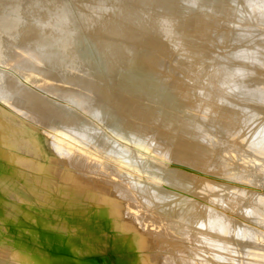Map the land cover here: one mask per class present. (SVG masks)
<instances>
[{"label":"rangeland","instance_id":"374dc122","mask_svg":"<svg viewBox=\"0 0 264 264\" xmlns=\"http://www.w3.org/2000/svg\"><path fill=\"white\" fill-rule=\"evenodd\" d=\"M127 1L126 0H0V125H4L5 126V123H4L5 119L3 120V117L5 115L6 121H8L10 126L7 127V128L4 127L3 135H4V137H5L4 139L6 141L4 143L7 144V146H6V149H8L7 153H9V156H10V158L12 160L13 166H15V164H16V160H14L15 158L16 159L20 158L22 160L29 159V158H33V159L35 158V160L37 162L43 164L45 155H47L48 158H53V157H56L58 154H66L69 151H75V152L80 153L81 155L89 157L90 156V153H89L90 150L88 149V145L86 146V143H85V142H87V140L82 138V139H78V141H77L78 137L74 133L78 132V133H82L84 135H87L86 136L87 138H88L89 133H90L89 138H91V137L92 138L91 139L88 138L89 140H88L87 144L91 145V144H95V143L97 144V143L101 142L102 144H106L107 143L106 145L108 146L109 149H112L113 147H114L113 150L114 149L115 150H119L120 149L119 151H121V153H122L121 154L122 158L119 159V162L124 167L127 165L126 169L128 170V172L123 170V168H121V169L119 168V170L121 172H123L124 174L126 173L127 177L133 176V177H130L131 179H133V178L138 179V181L143 185V187L148 189V191H149V188L151 186L160 187L161 183H164L163 176L165 174L164 170H166V169H164V167L162 165H160L159 161H156V160L154 161V159H152V157H154L153 156L154 153H151L150 151L147 152L142 147H139L136 144H132L131 138H130L132 134H130V132H128L127 126L125 125V123L122 120V118H118L117 117V115H116V114H118L117 110H115V108L111 104V101H109L107 98L104 101L98 100L97 101L98 103L95 101L96 98H93L94 100L92 99V101L90 102L91 105L95 102L94 104L97 105V108H99L97 110L98 111L97 113H99L100 118L97 119V120L93 119L94 120L93 121L91 117H89L88 115L86 116V114L84 112H82V110L80 108L76 107L75 104L71 103L70 100H67V102H68L67 103L66 99H64L63 97H62V99L61 98H57L56 99L53 96L55 98V99H53L52 96L49 97L48 94H45L43 92L44 96L47 95L45 98H47V97L51 98V101H50V99H48V100L51 103H53V104L51 105V104H49V101H47V104L50 105L49 107L52 106L51 109L52 110H57L56 112H58L60 115L62 113L64 114V115L63 114L61 115V117H63L61 119L62 121L61 120H57L59 118V116L57 117V115H59L57 113V115H56L57 118H54V119L51 120V124L54 126L53 128L52 127L43 126L44 129L45 130L47 129L46 131L49 132L47 134L45 133V131L43 129L37 130V128H35L34 126L31 127V125L28 124V122H27V124H25L23 122H20V120L17 119V115H19L18 114L19 113V106H21V105H19V106L14 105V104L10 105V103L13 100V98H12V96H11V94L9 92L5 93V88L7 89V86H6V78L7 77H6V75L7 76L9 75V76L13 77L15 80H17V82H19L20 79L21 80L24 79L22 81L27 83L28 85H31V84L34 85V83L36 84L38 82L40 83V80H42L41 81L42 83H40V84L43 85V84H46V83L48 84L47 80L49 81V79H50L49 76H51V74H52V76H54V75L56 76V78L60 82V85L61 84L63 85V86L61 85V87H58V86H60L59 83L57 85V87L60 88L61 91H64L66 89V91H68L70 93V95H75L76 92L78 91V89H77V86H75L76 84H74V81H75V83H76V81H83L84 78L86 79V76H87L86 80H92V77H93V74H94L95 76H98L99 78H101L104 82H107L106 83V87L108 89L109 98L112 97V93L113 92L114 93H119V91L121 90V87L123 88V86H125V85L129 86L130 87L129 89H132L133 91L136 92L137 89H140V88L143 87V86H140V88H139V85L143 83V84H145V87L143 88L142 91L145 92L144 95H146L147 101L150 100L149 104L152 102L151 104H153L155 107H158V109H156V110L157 111L159 110V112L155 111V116L158 118V122L162 123L161 126H163V124H166V126L164 127L165 129L170 128V125L172 123V120H171L172 119V115H171V112H170L171 111L170 109H171L172 105L174 106L175 103H177V102H181V103H185V104L187 102H189L190 106H192V107L199 104V105H201V107L198 106L199 108L197 110H195L196 112L199 113L200 119H198V122L203 124V126L206 125L205 129H206V131H208V133L211 132L210 133L211 137H215V139L219 140V143H218L219 145H218L217 149H221V151L223 152L222 156L224 158H226V160H227L226 162L228 163V165H230V164H232V165L229 166L230 167V171H228V172H224L220 168H215L217 170L215 175L218 177V179L211 178V177H205L206 179H208V181L211 182V186L213 188V191L216 192L218 190L217 193H215L216 195H213V199H212V197L210 198V196H208L209 197L208 199H206L205 197H202V198L201 197H199V198L198 197H196V198L194 197L193 198V200L199 201L200 205L202 206V207L200 206L202 208V211L203 210L204 211L208 210L209 213H211L210 216H207V219L210 218L211 220H219V223L223 224V229H222L223 233L224 234L227 233L225 235V239L226 240H225V242H223V241L220 242L221 243L220 245H218L219 244L218 243L217 246H215L216 249H215V247H213L214 252H213L212 249H210V250H212V251H210L209 248L202 247V245L193 246L194 248H196L195 250H197V248L198 249L200 248V249H199V251L198 250L194 251V248L193 249L191 248V250L194 251V252L191 253L192 254L191 257L192 256L193 257L190 258V259L195 261L196 264H229V262L232 259L233 260L235 259V260L234 261L232 260L230 262V264H235V262H236V264H238V263H240V264H242V263L243 264H264V144H263V142H264V137H263L264 136V110H261V109H264V102H263L264 100H262L264 98L263 97L264 96V90H263L264 87L262 85L264 83V81L262 80V79H264V74H263L264 73V58H263L264 55H262V54H264V48H263L264 47V36H262V35H264V30L262 32V29L261 30L259 29V28H262L261 25H263V27H264V7H262V6H264V3L261 2L263 0H251V1L250 0H246V1L245 0L244 1L243 0H230V1L229 0L225 1L224 0L223 2H222V0H215V2H212L214 0H209V1L208 0H176V1L175 0L171 1L170 0L171 2L168 1V0H166V1L165 0H160V1H158V0H134V1L133 0H127ZM218 1L220 3H218ZM228 1H229V3H227ZM143 2H144V4H143ZM159 2H161V4ZM221 3H223L222 6H224V8L221 6ZM224 3H226V4L224 5ZM170 4H171V6L173 8L170 7ZM210 4L211 5H213V4L216 5L217 4L216 6L217 7L219 6V8H217V9H218V11H221V13L217 12L216 7H214L215 5H213V7H214V9H213V7L210 6ZM228 4H231V5H228ZM233 4H235V5H233ZM165 5L167 7H169V8H166ZM228 6H229L230 9L232 7L233 10L232 9L229 10V8H227ZM234 6H235V8H233ZM253 6H254V8H253ZM160 7H162V8H160ZM210 7H212V8H210ZM257 7H259V8H257ZM164 8H165V10H164ZM170 8H171V10H169ZM167 9H168V11H167ZM173 9H174V11H173ZM179 9H180V11H178ZM212 9L214 10V14H213V11H211L212 13L210 12V10H212ZM215 9H216V11H215ZM225 9L227 10V12L225 11ZM85 10H86V12H85ZM181 10H184V11L181 12ZM199 10H201V11H199ZM245 10L247 11L248 14L247 13L245 14V12H244ZM176 11H178V13L181 12L183 15L180 14V13L178 14ZM186 11L187 12L190 11V14L189 13L187 14ZM253 11H255L257 14L256 13L254 14ZM258 11L261 12V13H259ZM173 12H175V13H173ZM183 12H185V13H183ZM215 12H217V13H215ZM223 12H225L224 15H223ZM229 12H231V13H229ZM251 12H253V13H251ZM176 13H177V15H176ZM208 13L210 14V16L213 15L212 16L213 18L210 17V16L208 17V15H209ZM227 13H228V15H226ZM164 14H166V15H164ZM191 14L193 15V18H192L193 20L191 18L189 19V17H188V16L192 17ZM195 14L199 15V17H202V20L204 19V21H202V22H203V24H205V23L207 24V25L205 24V27L209 26V28H207V30L209 32H211L213 30L212 33L215 34V35H213L212 33H210V34L213 35V38L215 37L214 38L215 40L213 39L214 43L211 40L212 36L209 33H207L208 31L206 32L207 35L205 34V37H203L205 40L201 39L200 42H199V40L196 41L197 39H195L192 36L191 32L194 30V26H196V23H195L196 21H194V20H195L196 17H198V16L195 17L194 16ZM220 14H222V15H220ZM132 15H134V16H132ZM170 15L172 17H170ZM216 15H218V17ZM253 15H255V16H253ZM260 16H261V19L259 18ZM244 17L245 18L247 17L249 20L247 18L245 20ZM249 17H252L254 19L251 20ZM187 18L190 21L187 20ZM210 18H212V19H210ZM218 18H220V19H218ZM225 18H227V20ZM257 18H259V19H257ZM213 19H215V21H216V19H218V21L215 22ZM136 20H137V23L135 22ZM219 20L222 21V22H219ZM127 21H129V22H127ZM186 21H189V22H186ZM207 21H209L210 23H208ZM225 21H227V22H225ZM235 21H236L237 24L239 23V21L240 22L242 21L243 23H239L240 27L241 26L242 27L245 26L244 28L246 29V26H247L248 32L250 31V33L254 34V31H252V30H255V35L251 34L253 36V38H252V36L248 37L250 35V33H248L247 30H244V28L240 29L239 24H238V26H236L237 24L235 23ZM244 21H247V22L249 21L251 24L249 22L247 23V22H244ZM105 22H106V25H105ZM133 22H134V24H133ZM151 22H153V23L151 24ZM191 22L193 23V25H192ZM252 22H254V24ZM258 22H260V24ZM99 23H101L100 26H99ZM111 23H113V24H111ZM186 23L187 24L191 23V24H188V25H192V26H188V25H186ZM217 23H218V26L220 27L219 30H218V26H216ZM228 23H230V24H228ZM255 23H258V24H255ZM178 24H179V26H178ZM212 24H213V28H212ZM234 24H236V25H234ZM241 24H243L244 26L241 25ZM252 24H253V26H252ZM104 26H105V28H104ZM143 26H145V27H143ZM224 26H226V28H223ZM126 27H128V28H126ZM177 27L181 28V30L179 28H177ZM185 27H186V30L184 29ZM189 27H190V29H189ZM236 27H238L240 30L238 28H236ZM98 28H100V29H98ZM101 28L103 29V31H102ZM106 28L109 30V32H104V31L107 30ZM222 28H223V31L221 30ZM233 28H234V30H232ZM251 28H252V30H251ZM254 28H256V29H254ZM113 30L115 32H113ZM148 30H149V32H148ZM230 30L233 31V32H231ZM241 30H243V31H241ZM257 30L258 31L260 30L262 33L259 31L261 33L260 34ZM125 31H127V33ZM145 31H146V34H145ZM128 32H130L131 35H134L133 33L135 32L136 36L135 35H134V37L130 36V39L132 37L133 38L130 40L129 37H128L127 41H126L125 38L130 35V33H128ZM152 32H154L155 36H154V34ZM222 32L223 33L225 32V34H223ZM228 32H231V34L228 33ZM241 32H243V33H241ZM93 33H94L95 37L92 36ZM108 33L110 35L114 34L113 36H111L112 38L110 37V35H108ZM189 33H191V34L189 35ZM221 33H222V35H221ZM218 34L221 35L223 37V39H220L222 37L218 36ZM104 35L105 36L107 35V37H105ZM119 35L124 36V37H121ZM141 35H142V37H141ZM156 35L159 36V37H156ZM228 35H229L230 38L228 37ZM232 35H235V36H232ZM147 36L157 39V41H159L163 46L165 45L164 47H166V49L168 50V54H169L168 60L159 59L158 62H157L158 66H157L156 70L155 69L150 70L147 66H146L147 67V69H146L145 65H147V64H145V65L141 64V58L139 60V57L142 54L141 53L142 50H141L140 47L144 44V43L142 44L143 38L147 37ZM188 36L189 37L191 36L190 39H189ZM206 36H208V37H206ZM224 36H226V38H224ZM236 36L239 37V38H236ZM140 37H141V39H138ZM123 38H124V40H122ZM134 38H136V39H134ZM241 38L243 40L244 39L245 40L243 41ZM254 38H258V40L256 39V41H255ZM184 39H185V41H184ZM217 39H219V41ZM236 39H238V41ZM110 40H111L112 43L110 42ZM186 40H188V41L191 40V42L189 41L190 42L189 43ZM216 40L218 42H221V43H216L217 42ZM225 40L226 41L228 40V41L226 42ZM240 40H242V41L239 42ZM130 41L133 42V43L130 44L131 43ZM137 41H139V42H137ZM194 41H196L195 42L196 44L194 43ZM126 42H127V44H126ZM138 43H141L142 45L138 44ZM199 43H200V45H199ZM212 43L214 45L215 44L216 45L213 46ZM225 43H227L228 45L225 44ZM231 43H232L233 46L231 45ZM245 43H247V44H245ZM254 43L255 44L258 43L257 44L258 47H257V45H254ZM118 44H119V46H118ZM238 44H239V46H238ZM30 45H31V47H30ZM188 45H189V48H188ZM204 45H206V46H204ZM209 45H211L213 48H210ZM241 45H242V47H241ZM26 46H27V48H26ZM126 47L127 48L129 47L128 48L129 50ZM195 47H198V48H195ZM202 47H204V48H202ZM225 47L227 49L231 47V49H228L230 52L227 49H225ZM260 47H261V49H259ZM17 48L18 49L21 48L22 50L21 49H19V50L21 52L22 51H24V52L21 53ZM28 48H29V50H28ZM201 48L203 49V51H202ZM206 48H208V49H206ZM235 48L238 51L235 50ZM245 48H246V50H245ZM26 49H27V52H25ZM233 49H234V55H233V53H231V50L233 51ZM208 50L210 52L209 54H213V52H216V51H218L219 53L221 52V53L220 54L219 53H217V54L215 53L213 55L206 56V54L208 55V52H207ZM211 50H212V52H211ZM221 50H224V52H223L224 54L222 53ZM252 50L254 52L255 51L256 52L254 53ZM16 51H19V53H17ZM28 51L31 52V53H29ZM139 51H140V53H139ZM197 51H199V52H197ZM242 51H246L247 55L243 54L245 52H242ZM192 52H194L196 54V56H198V57H196L195 54L192 53ZM239 52H240L239 56L242 54V56L240 58L237 55ZM249 52H250V55H249ZM28 53L31 54V56H33V58L31 59L32 62H28L27 63V61H28L27 60L26 62L24 61V62L11 64L12 62L15 61L12 58L13 55L14 56L16 55L18 57L21 55L20 57H23L24 59H27V55L26 54H28ZM132 53H134V54H132ZM226 53H229L230 55L232 54L231 56L232 57L235 56V57L232 58L231 56H229L227 54V56L230 57V59L225 58V57H227L225 55ZM257 53L259 55H257ZM35 55H37V56H35ZM119 55H120V57H119ZM214 55H216V56L214 57ZM217 55H220L222 57V59H220L221 57H219ZM224 55H225V57H223ZM248 55L250 57H247V59H246V56H248ZM170 56L171 57L173 56L174 58L172 59ZM199 56H201V57L199 58ZM211 56H213L216 59V63L213 64V68H212L211 65H212V63L215 62V59H213ZM38 57H39V59H37ZM137 57H138V59H137ZM206 57H207V59L209 61L207 59H205ZM237 57L239 59H237ZM34 58L36 60H38V61H36ZM197 58L199 60H197ZM224 58L227 59V61L231 60L229 62V65L228 64L225 65V63H228V62ZM252 58H254V59H252ZM204 59L206 60V62H204L205 61ZM210 59H211V61H210ZM217 59L218 60L220 59V61L222 60L221 63L222 62L223 63L221 64L220 61L219 62L217 61ZM223 59L226 62L223 61ZM240 59H242V60H240ZM250 59L252 61H250ZM232 60L233 61L235 60L234 63L232 62ZM243 60L245 62H246V60H248V61H247V63H245ZM260 60H263V61L261 62ZM167 61H168V63H164V62H167ZM236 61H238L240 63L236 64L237 63ZM251 62L252 63L255 62V63L252 64ZM178 63H180L179 65H183V66H185L187 68H190L189 70H191V71L192 70L196 71V73L198 75L200 73L201 76H202L201 77L202 80H205V78H207V75H209V73H211L212 71H216V69H217V71L219 69H221V71H225L226 67L229 69L230 68L229 66H232L229 69V72L232 71L233 75L231 74V72L230 73L227 72L228 69H226L227 71L225 72V74L223 72H220V70H219V72L221 74L223 73L222 75L224 77L222 79V81L224 80V82H222V83H224L223 84L224 86L226 84V87H228V88H226V87H224L223 85L220 84V88L223 89L224 91L222 92L220 90V92L218 94L214 93L213 97L215 98L214 104L216 105V107H218L219 109L221 107L224 110H228V111H231V112L236 114L235 118H234V122H235L234 123V128H232V129L227 128L221 122L222 120L220 118L216 117L217 116L216 111L212 112L209 109V107L204 104V102H205L204 100H206L208 96H212L211 95L212 92H211V90L208 89V87L205 88L206 85H204L203 83H199V81H196V79L188 78L189 80L188 79L186 80L187 81L186 82L187 83L186 86H188V87L181 88V89H183L182 92L175 91V83H173L174 81H173V78H172V74H173V77H174L175 73L173 71H171V70H169L171 75H168V74L166 75L164 73L167 72L168 69H176ZM188 63H189V65H188ZM243 63H245V64H243ZM159 64L161 65V67H159ZM169 64H171V65H169ZM214 65L215 66L216 65H220L221 67L216 66V68H215ZM247 65H249V66H247ZM190 66H192V67H190ZM208 66H209V68H208ZM233 66H234V68H233ZM235 66L236 67L239 66V67L236 68ZM241 66L244 68V70H241V69H243V68H241ZM255 66L257 68H255ZM248 67H250V68H248ZM210 68H211V70H210ZM239 68H241V69H239ZM245 68L246 69L248 68L249 71H247L248 69L246 70ZM121 69H122V71H121ZM206 69H208L210 72H206ZM82 70L83 71L86 70V72L84 71V73H83ZM203 70H205V71H203ZM245 70L247 71L246 73H245ZM80 71L83 74H86V75H83L84 78H81L82 75H81ZM150 71L152 73H150ZM252 71H254V72H252ZM4 72H5V74H4ZM75 72H77V73H75ZM235 72H236V74H238L237 76H235L236 75ZM247 73L250 76H248ZM152 74H154L155 76L152 75ZM157 74H158V76H156ZM228 74H231V75H228ZM146 75H148V76H146ZM261 75H262L263 78L261 77ZM122 76H123V79H122ZM228 76H229V78H228ZM231 76H234V78L231 77ZM254 76H256V77L254 78ZM109 77H111V79H109ZM151 77L154 78V79H158V80H154ZM226 77L228 78L227 80H226ZM257 77H258V79H257ZM43 78H45V81H44ZM46 78H47V80H46ZM78 78H79V80H78ZM133 78H135V79H133ZM241 78H243L244 80L247 79V78L248 79L245 80V82H244V80L241 79ZM159 79H163L165 81L159 80ZM167 79H169V80H167ZM231 79L232 80L235 79V80L229 81ZM26 80L27 81L30 80L29 83ZM191 80H192V82H191ZM238 80H240V81H238ZM22 81H20L18 84H21ZM155 81H156V83H155ZM157 81H158V83H157ZM161 82H163V83H161ZM235 82H236V84L242 82L241 85L244 84L243 86L247 85V86H245L247 92H245V87L243 88V86H242L240 88L238 86V84L235 86ZM117 83H119V84H117ZM170 83H171V85H170ZM107 84H109V85H107ZM150 84L152 85V87H151ZM184 84H185V82H184ZM200 84H202L203 86L200 85ZM227 84L230 85V86H227ZM250 85H251V88L249 87ZM260 85L262 87V90H260L261 89ZM194 86H195V88H194ZM222 86L224 88H222ZM256 86H259V87H256ZM110 87H112V88H110ZM116 87H117V89H116ZM230 87H233V88H230ZM118 88H120V89H118ZM146 88H148V90ZM155 88L157 89V91H156ZM189 88H190L191 91L189 90ZM238 88H240V89H238ZM249 88L250 89L253 88L250 91V93H249ZM193 89H195V90H193ZM233 89H235L237 92L236 91L233 92L234 91ZM241 89H243V90H241ZM257 89H258V91H257ZM115 90L116 91L118 90V92H116ZM192 90L195 93L192 92ZM229 90H230L231 96H230V94L228 95ZM255 90L257 92H259V93H257ZM70 91H72V92H70ZM238 91H240V92L244 91V93L243 92L242 93L244 95L246 93V96L242 95V93H239ZM68 92H66V93L68 94ZM137 92H139V91H137ZM149 92H150V94H149ZM169 92H170V94H169ZM232 92H233V94H232ZM251 92H252V95H251ZM153 93H154V95H153ZM167 93H168V95H167ZM183 93L185 95L187 94L186 95L187 98L185 97V95ZM260 93H261V95H260ZM149 95H151V96H149ZM226 95H228L227 97L229 99L226 98ZM236 95H240V96H236ZM248 95H251L252 97L249 96V98H248ZM173 96L174 97L176 96V97L174 98ZM199 96H201V97H199ZM260 96H262V97L259 98ZM235 97H237V99L239 97H241V98H243V100L240 98V99H238L239 101H237V99ZM176 98H177V100H176ZM111 99H113V97ZM63 100H65V101H63ZM174 100H175V102H174ZM259 100H262V101H260L261 104L259 103ZM155 101H157V102L155 103ZM58 102H60V103H58ZM158 102H159V104H158ZM162 103H164V104L162 105ZM242 103H243V105L246 104L245 105L246 107L245 106H240V105H242ZM105 104H107L108 106H106ZM236 104H237L238 108H237ZM104 107L105 108L107 107V109L104 110ZM257 107H258V109H257ZM109 108H110V110H109ZM259 108H261V109L259 110ZM59 109H61V110L59 111ZM235 109H236V111H235ZM238 109H239V112H238ZM244 109H245V111H244ZM66 110H68V111H66ZM100 110H102L103 112L100 111ZM187 111H190V110L187 109ZM165 112L167 113V116H166ZM252 112H254V113H252ZM247 114H249V116ZM250 114H251V116H250ZM67 115H69V116H67ZM19 116H20V118H24L22 115H19ZM66 116L69 117V118L66 119L67 118ZM253 116H255L254 118H256V117H258V118H256V120L254 121ZM249 118H250V121H249ZM104 119H106V120L103 121ZM201 119H202V121H201ZM246 119H248L249 122ZM252 119H253V121H252ZM65 120H70V123H69V121L65 122ZM165 120H166V122H165ZM52 121H53V123H52ZM71 121H73V122H71ZM62 122H64V123H62ZM67 122H68V124H65ZM72 123H74V124H72ZM75 123H77V124H75ZM240 123L242 125L243 124L244 125L242 126ZM245 123H248V124H245ZM55 125H56V127H55ZM245 125L246 126L249 125V126L246 127ZM207 126H209V129L207 128ZM224 127H225V130H224L225 132L223 131ZM249 127H250L251 130L247 129ZM49 128H51L50 131H49ZM73 128H75L76 130H74ZM86 128H91V130L90 129H86ZM220 128H221V130H220ZM52 129H53V131H52ZM55 129L56 130L58 129L59 132L56 131ZM78 129H82L83 131L81 130V132H80V130H78ZM84 129L87 130V132L89 131V133L85 132ZM99 130H100V132H99ZM60 131L62 132V135L60 134L61 133ZM250 131L251 132L253 131L252 134H251ZM63 132H65V133H63ZM231 132H233V133H231ZM235 132H236V135H234ZM55 133H57L56 136H54ZM237 133H239L240 136L237 135ZM73 134L76 135L75 136L76 138L74 137ZM82 134H81V137H82ZM246 134H247V136H246ZM65 135H66L67 139H66ZM84 135H83V137H84ZM233 135L235 136V139H234ZM47 136L51 137V138H47ZM52 136H54V137L52 138ZM99 136L101 138L102 137L103 138L101 139ZM251 136L253 137V139L251 138ZM35 137H36V139H35ZM245 137H246V139H245ZM105 138H108V139H105ZM239 138H240V140H239ZM256 138H258V139H256ZM72 139L73 140L75 139L74 143H72V141H73ZM171 139L174 141L173 138H171ZM226 139H227V141H226ZM100 140H102V141H100ZM103 140H105V141L103 142ZM205 140L208 141V137L207 136H205V137L203 136L202 137V139L200 141V144L205 145L206 144ZM241 140H242V142H240ZM257 140H261L260 143L262 145L259 144V141H257ZM237 141H239L240 143L237 142ZM247 142H248V144H247ZM79 144L82 145V146H80ZM242 145H243V147H242ZM256 145H258V146H256ZM230 146H231V148H230ZM236 146L239 148V150H238V148ZM246 146H248V147H246ZM55 147H57V149ZM222 149H224L225 151L222 150ZM41 151L44 152V154L41 153ZM232 160H233V162H232ZM235 162H236V166H235ZM169 168H170V170H172V168H175V167L174 166H170ZM160 169L163 170V171H160ZM177 169H180V168H177ZM251 169L254 172L251 171ZM240 171H242V172H240ZM243 171H245V172H243ZM209 172H212V170H209ZM149 173H151V174H149ZM188 173H190V172H188ZM246 173L248 174L247 176L245 175ZM155 174L157 175V178H156ZM195 175H197V174H195ZM232 176H234L235 178L232 177ZM242 178H243V180H242ZM250 178H252V179H250ZM236 180H238V181H236ZM151 181H153V182H151ZM241 182H243V183H241ZM253 183H254V185H253ZM155 184H158V185L155 186ZM223 185H225V187H223ZM229 185H230V187H229ZM226 186H227V188H226ZM235 186H236V188H235ZM218 188H220V189H218ZM223 188L226 189V190H224ZM241 191L243 192V194H242ZM238 193H241V194H238ZM236 194H238V195H236ZM229 195L233 196V197L230 198ZM243 195L245 197H243ZM219 196L221 197L222 200L220 199ZM187 197H189V196H187ZM230 199H233V200H230ZM203 200H205V201H203ZM208 200L209 201L215 200V201H213V204L212 203L209 204ZM229 200L231 202V205H230ZM225 202L227 203V205H226ZM232 204H236V205H232ZM257 204H259V205H257ZM223 205H225L226 207L223 206ZM232 206H234V207H232ZM232 208L233 209L237 208L235 210L236 212L234 210H232ZM0 209L3 210V209H7V208H0ZM212 209L214 211H211ZM223 210H224V212H222ZM216 211H218V212L216 213ZM238 211H240L241 213L238 212ZM7 213H12V214L15 215V212L10 210V209L7 210ZM212 214H213V216H212ZM232 214H234V215H232ZM253 214H254V216H253ZM237 215L239 216V218H238ZM217 216H218V218H217ZM223 217H225V218H223ZM219 218L221 219V221H220ZM243 218H244V220H243ZM246 220H248V221H246ZM13 222L15 223V221H13ZM227 222H229V223L227 224ZM231 222H232V224H231ZM101 223H102V228H101L100 232H101V235H102V234H105V231H103V225H106L109 222H105V224L103 222H101ZM229 225H231V226H229ZM89 226H90L89 228H92L94 225L90 224ZM254 229H256V231ZM82 230H84V233L86 232L85 229H82ZM229 230H231V231H229ZM244 230H246V232ZM240 231H241V233H243V232L244 233L241 235V233H239ZM95 234H97V232ZM231 234H232V236H230ZM73 235L78 238L79 235H81V234H80V232L75 233V231H74ZM88 236H90V235H88ZM93 237H94V234L91 235L89 238H93ZM231 237H232V239H231ZM238 239L243 241V242L239 241L240 243H238L237 242ZM81 240L82 239L79 238L77 243L78 242L81 243ZM250 240H251V242H249ZM232 243H234V244H232ZM219 246H221V248ZM225 246H227V247H225ZM229 247H232V248H229ZM233 247H234V249H233ZM224 248H225V250L227 249L230 252L234 251L235 254H234V252H232V253H229V255H228L229 251L228 252L225 251V253H223L224 250H222V249H224ZM201 250H202V252H201ZM220 250H222V251H220ZM198 252H199V254H201V256L198 255ZM216 252H219V253L221 252V253L220 254H218V253L216 254ZM212 253L213 254L215 253L214 255H216V256H214ZM237 253H238V257H237ZM239 253H240V255H239ZM210 255H212V256H210ZM221 255H223V256H221ZM227 255H228L229 258L232 256V259L229 260ZM241 255H243V256H241ZM202 256H203V258H202ZM176 258H177V260L174 259L175 261H179L180 260L179 261L180 264H186L185 260L180 259L182 257L177 256ZM204 258H207V260H204ZM220 258H222V259L220 260ZM73 259L74 258L69 259L68 257H66V264H68L69 260L73 261ZM185 259H188V258L185 257ZM237 260H238V262H237ZM13 264H23V263H20L19 261H17V262H14Z\"/></svg>","mask_w":264,"mask_h":264},{"label":"bare ground","instance_id":"6f19581e","mask_svg":"<svg viewBox=\"0 0 264 264\" xmlns=\"http://www.w3.org/2000/svg\"><path fill=\"white\" fill-rule=\"evenodd\" d=\"M158 1H160V0H158ZM168 1H170V0H168ZM223 1L224 0H222V2ZM229 1L227 3H229ZM263 1H261V2L264 3ZM212 2H215V0L212 1ZM159 3L161 4V2H159ZM218 3H220V2L218 1ZM143 4H144V2H143ZM222 4L223 3H221V6H222ZM225 4L226 3H224V5ZM213 5H215V4H213ZM213 5L210 4V6H212V7H213ZM216 5L214 7H216V9L219 8V6L217 7ZM228 5H231V4H228ZM233 5H235V4H233ZM165 7L169 8L166 5H165ZM170 7H172L171 4H170ZM212 7H210V8H212ZM214 7H213V9H214ZM222 7L224 8V6H222ZM262 7H264V6H262ZM160 8H162V7H160ZM227 8H229V6ZM233 8H235V6ZM253 8H254V6H253ZM257 8H259V7H257ZM213 9L210 10V12L213 11V14H214V10ZM216 9H215V11H216ZM231 9H232V7H231ZM231 9L229 8V10H231ZM164 10H165V8H164ZM169 10H171V8ZM167 11H168V9H167ZM173 11H174V9H173ZM178 11H180V9ZM178 11H176V12L178 13ZM182 11H184V10H181V12ZM199 11H201V10H199ZM225 11L227 12L226 9H225ZM85 12H86V10H85ZM181 12H179V13L182 14ZM217 12L221 13V11H218V9H217ZM217 12H215V13H217ZM244 12H245V14L247 13L246 10ZM253 12H254V14L256 13L255 11H253ZM253 12H251V13H253ZM173 13H175V12H173ZM177 13H176V15H177ZM183 13H185V12H183ZM188 13L190 14V11L187 12V14ZM224 13L225 12H223V15H224ZM229 13H231V12H229ZM259 13H261V12H259ZM164 15H166V14H164ZM218 15H216V16L218 17ZM220 15H222V14H220ZM226 15H228V13ZM132 16H134V15H132ZM194 16L195 17L198 16V17H196L195 20H194V21H196L195 22L196 26H194V30L191 33H192V36L195 39H197L196 41L199 40V42H200L201 39H204L203 37H205V34L206 35H207V33L210 34V33L213 32V30L211 31L209 29L211 31V32H209L207 30V28H209V26L205 27L206 23L203 24V22H202V21H204V19L202 20V17H199V15H197V14H195ZM209 16H210V14L208 15V17ZM212 16H210V17H212ZM253 16H255V15H253ZM170 17H172V16L170 15ZM188 17H189V19L190 18L192 19L193 15H192V17H190V16H188ZM212 18H210V19H212ZM246 18H245V20H246ZM249 18L251 20L254 19L252 17H249ZM259 18L261 19V16ZM259 18H257V19H259ZM189 19L187 18V20H189ZM218 19H220V18H218ZM218 19H216V21H215V19H213V20L215 22H217ZM225 19L227 20V18H225ZM189 21H186V22H189ZM127 22H129V21H127ZM135 22L137 23V20ZM207 22L210 23L209 21H207ZM219 22H222V21L219 20ZM225 22H227V21H225ZM244 22H247V21H244ZM152 23L153 22H151V24ZM191 23H188V24H191ZM218 23L216 24V26H218ZM235 23H236V21H235ZM239 23H243V22L239 21ZM252 23L254 24V22H252ZM258 23L260 24V22H258ZM258 23H255V24H258ZM100 24L101 23H99V26H100ZM111 24H113V23H111ZM133 24H134V22H133ZM188 24L186 23V25H188ZM228 24H230V23H228ZM236 24H234V25H236ZM238 24L236 26H238ZM253 24H252V26H253ZM105 25H106V22H105ZM192 25H193V23H192ZM192 25H188V26H192ZM241 25H243V24H241ZM178 26H179V24H178ZM261 26H262V28H259V29L260 30L262 29V32H263L264 27H263V25H261ZM143 27H145V26H143ZM239 27H240V24H239ZM244 27L241 26L240 29L244 28ZM104 28H105V26H104ZM126 28H128V27H126ZM177 28H179V27H177ZM212 28H213V24H212ZM219 28L220 27L218 26V30H219ZM223 28H226V26H224ZM223 28L221 29L222 31H223ZM236 28H238V27H236ZM98 29H100V28H98ZM179 29L181 30V28H179ZM184 29L186 30V27ZM189 29H190V27H189ZM254 29H256V28H254ZM149 30H148V32H149ZM232 30H234V28ZM244 30H247V32H248L247 26H246V29L244 28ZM251 30H252V28H251ZM102 31H103V29H102ZM127 31H125V32L127 33ZM241 31H243V30H241ZM252 31H254V34L250 33V31H249L248 33H250V35L248 34L249 35V36L247 35L248 37H251L252 36L251 34L255 35V30H252ZM104 32H109V30L107 29ZM113 32H115V31L113 30ZM135 32L133 33L134 35H135ZM231 32H233V31H231ZM231 32H228V33L231 34ZM128 33H130V32H128ZM152 33L154 34V32H152ZM191 33H189V35ZM222 33H221V35H222ZM241 33H243V32H241ZM145 34H146V31H145ZM212 34H210V35L212 36L211 40L213 41V39L215 38V37L213 38V35H215V34H213V35ZM223 34H225V32ZM108 35H110V34L108 33ZM113 35L114 34H111L110 37L113 36ZM134 35H131V33H130L129 36L126 35L127 36V37L125 36L126 37L125 38L126 41H127L128 37L130 39V36L134 37ZM157 35H156V37H159ZM221 35L218 34V36H221ZM92 36H94V33H93ZM119 36H121V35H119ZM154 36H155V34H154ZM208 36H206V37H208ZM232 36H235V35H232ZM262 36H264V35H262ZM105 37H107V35ZM121 37H124V36H121ZM141 37H142V35H141ZM141 37L138 38V39H141ZM190 37H189V39H190ZM228 37H229V35H228ZM224 38H226V36H224ZM236 38H239V37L236 36ZM252 38H253V36H252ZM134 39H136V38H134ZM220 39H223V37L220 38ZM254 39H255V41H256V39L258 40V38H254ZM122 40H124V38ZM217 40L219 41V39H217ZM236 40L238 41V39H236ZM242 40H240L239 42H241ZM139 41H137V42H139ZM184 41H185V39H184ZM186 41H188V40H186ZM189 41L191 42V40H189ZM196 41H194V43ZM218 41L216 43H221V42H218ZM110 42H111V40H110ZM132 43L133 42H131L130 44H132ZM213 43H214V41H213ZM126 44H127V42H126ZM138 44H141V43H138ZM142 44H141L142 46L140 47L141 50H142V52H141L142 54L141 55L139 54L140 55L139 60L141 58V64H144V65L147 64V65H145V67L147 66L150 70H153V69L156 70V68L158 66L157 62H158L159 59L168 60V58H169L168 57L169 56L168 50L166 49V47H164L165 45L163 46L159 41H157V39L147 36V37L143 38ZM225 44H227V43H225ZM245 44H247V43H245ZM257 44L254 43V45H257ZM189 45H188V48H189ZM199 45H200V43H199ZM211 45H209V47L213 48ZM215 45L213 44V46H215ZM231 45H232V43H231ZM118 46H119V44H118ZM204 46H206V45H204ZM238 46H239V44H238ZM30 47H31V45H30ZM226 47H225V49H227ZM241 47H242V45H241ZM257 47H258V45H257ZM26 48H27V46H26ZM195 48H198V47H195ZM202 48H204V47H202ZM236 48H235V50H237ZM19 49H21V48H19ZM206 49H208V48H206ZM228 49H231V47L228 48ZM259 49H261V47ZM28 50H29V48H28ZM245 50H246V48H245ZM19 51H16V52L19 53ZM202 51H203V49H202ZM221 51H222V53L224 52V50H221ZM22 52H24V51H22ZM25 52H27V49L25 50ZM197 52H199V51H197ZM207 52H208V55L206 54V56L213 55L215 53L216 54L219 53L218 51H216V52H213V54H209L210 53L209 50ZM211 52H212V50H211ZM242 52H245L243 54H246V51H242ZM29 53H31V52H29ZM29 53L26 54L27 55V59H24L23 57H20L22 54L19 57L16 56V55L15 56L13 55L12 58L15 61L12 62L11 64L24 62V61L26 62L27 60H28L27 63L28 62H32L31 59L33 58V56H31V54H29ZM139 53H140V51H139ZM192 53H194V52H192ZM231 53H233V55H234V49H233V51L231 50ZM132 54H134V53H132ZM227 54L229 56L232 55V54L230 55L229 53H226L225 55L227 56ZM239 54H240V52L237 55L239 56ZM225 55L223 57H225ZM249 55H250V52H249ZM249 55L246 56V59H247V57H250ZM257 55H259V54L257 53ZM262 55H264V54H262ZM35 56H37V55H35ZM195 56H196V54H195ZM215 56L216 55H214V57ZM217 56L221 57L220 55H217ZM241 56H242V54L239 56V58ZM119 57H120V55H119ZM196 57H198V56H196ZM200 57L201 56H199V58ZM211 57L213 59H215L213 56H211ZM234 57H232V58H234ZM171 58L173 59L174 57L172 56ZM225 58L230 59V57H228V56L225 57ZM239 58L237 57V59H239ZM37 59H39V57ZM137 59H138V57H137ZM205 59H207V57ZM220 59H222V57ZM220 59L219 60L217 59V61L219 62ZM224 59H223V61H225V60L227 61V59H225V60ZM252 59H254V58H252ZM197 60H199V59L197 58ZM240 60H242V59H240ZM36 61H38V60H36ZM210 61H211V59H210ZM221 61H220V63H221ZM230 61L228 60L227 61L228 63H225V65L226 64L229 65ZM234 61L232 60L233 63H234ZM247 61L248 60H246V62L245 61L244 62L247 63ZM250 61H252V60L250 59ZM260 61L262 62L263 60H260ZM204 62H206V60ZM236 62H237L236 64L240 63L238 61H236ZM164 63H168V61L164 62ZM215 63H216V59H215V62L212 63V65H211L212 68H213V64H215ZM245 63H243V64H245ZM253 63H255V62H253ZM179 64L180 63L177 64V68L176 69H168V71L164 73L166 75L167 74L171 75L169 70H171V71H173L175 73L174 77H173V74H172V78H173V81H174L173 83H175V91L182 92L183 89H181V88L188 87V86H186V84H187L186 80L188 78L196 79V81H199V83H203L204 85H206L205 88L208 87V89L211 90V92H212V94H211L212 96H208L207 99L204 100L205 101L204 104L206 106H208L209 109L212 112L216 111V114H217L216 117L220 118L222 120L221 122L227 128H230V129L234 128V123H235L234 122V118H235L236 114L231 112V111L224 110L221 107H220V109L218 107H216V105L214 104L215 98L213 97L214 93L218 94L220 92V90L222 92L224 91L223 89L220 88V84L221 85L224 84V83H222V82H224V80L222 81V79L224 78L222 74L223 73L225 74V72L227 71L226 69H228V68L226 67L225 71H221V69L218 68L220 70V72H223L222 74L219 72V70L217 71V69H216V71H212L211 73H209V75L206 74L207 78L204 77L205 80H202V78H201L202 76H201L200 73L198 75L196 73V71H194V70L191 71V70H189L190 68H187V67H185L183 65H179ZM169 65H171V64H169ZM188 65H189V63H188ZM192 66H190V67H192ZM216 66L221 67L220 65H216ZM216 66H215V68H216ZM247 66H249V65H247ZM147 67H146V69H147ZM159 67H161L160 64H159ZM229 67L231 68L232 66H229ZM238 67H236V68H238ZM208 68H209V66H208ZM233 68H234V66H233ZM241 68H243V67L241 66ZM241 68H239V69H241ZM248 68H250V67H248ZM255 68H257V67L255 66ZM229 69H228L227 72H229ZM210 70H211V68H210ZM241 70H244V68L241 69ZM246 70H245V73L247 71H249V69L247 71ZM84 71L86 72V70H84ZM84 71H83V73H84ZM121 71H122V69H121ZM203 71H205V70H203ZM206 72H210V71L208 69H206ZM230 72L232 74V71H230ZM252 72H254V71H252ZM75 73H77V72H75ZM83 73L81 72V75H82L81 78H84L83 75H86V74H83ZM150 73H152V72L150 71ZM4 74H5V72H4ZM231 74H228V75H231ZM235 74H236V72H235ZM152 75H154V74H152ZM237 75L238 74H236L235 76H237ZM247 75H248V73H247ZM54 76H52V74H51V76H49V78H50L49 81L46 78L48 84L46 83V84L42 85V84H40V83H42L41 82L42 80H40V83L38 82L36 84L34 83V85H32V84L28 85L27 83L22 81L24 79L21 80L19 78L20 81H22V82H21V84H18L20 81L17 82V80H15L13 77H11L9 75L8 76L6 75V77H7L6 78L7 89L5 88V93L9 92L11 94L12 98H13L12 102L10 103V105L14 104V105H17V106H19V105L22 106V107L19 106V113L18 114L22 115L24 118H20V116L17 115V119L20 120V122H23L25 124H27V122H28V124H30L31 127L34 126L35 128H37V130L43 129L45 131V133L47 134L49 132H47L46 131L47 129L45 130L43 126L52 127L53 128L54 126L51 124V120L54 119V118H57L58 116H59L60 119L58 118L57 120H61L63 118V117H61V115L63 113L60 115L58 112H56L57 110H52L51 109L52 106L49 107L50 106L49 104L52 105L53 103L50 102L51 98H48V97L45 98L47 95L44 96L43 92L45 94H48L49 97L50 96H52V97L54 96L56 99L57 98H61L62 99V97H63L64 99H66V102H67V100H70L71 103L75 104L76 107L80 108L82 110V112H84L86 114V116L88 115L89 117H91L92 120L93 119L97 120V119L100 118L99 113H97L98 112L97 110L99 108H97V105L94 104L95 102L94 103L92 102L93 103L92 105L90 103L92 101V99L96 98L95 101L97 102L98 100L104 101L107 98L109 101H111V104L115 108V110H117L118 114L115 113L117 115V117L118 118H122V120L124 121L125 125L127 126L128 132H130V134H132L131 137H130L132 144H136L137 146L142 147L147 152L150 151L151 153H154V155H153L154 157H152V159H154V161L155 160L159 161L160 165H162L164 167V169H166V170H164L165 174L163 176L164 183H161L162 187L161 186L160 187L156 186L159 183L155 184L156 187L151 186L149 188V191H148V189L143 187V185L138 181V179H135V178L131 179L130 177H133V176L127 177L126 173L124 174L123 172H121L119 170V168L120 169L123 168V170L128 172V170L126 169L127 165L124 167L119 162V159L122 158L121 157L122 153H121V151H119L120 149L119 150H115V149L113 150L114 147L112 149H109L108 146L106 145L107 143L106 144H102L101 142L97 143V144L96 143L95 144H91V145L87 144L88 140L91 139L92 137L89 138L90 133H89V131L87 132V130H85V129H84L85 132L89 133V136H88L89 139L86 137L87 135H84L82 133H78L77 132L78 130H80V132H81L82 129H78L76 131L77 133H74V134H76L77 137H78L77 141H78V139H82V138L87 140V142H85V143H86V146L88 145V149L90 150L89 151V153H90L89 157L81 155L80 153L75 152V151H69L66 154H58L56 157H53V158H48L47 155H45L43 164L37 162L35 160V158L34 159L33 158H29V159H25V160H22L20 158L19 159L15 158L14 160H16V164H15V166H13L12 160H11V158L9 156V153H7V151H8V149H6L7 144L4 143V142H6L5 139H4L5 137L3 135L4 127L7 128V127L10 126L8 121H6V117L4 115L3 120L5 119V122H4L5 126L4 125H0V208H7V209H3V210L0 209V264H13L14 262H17V261H19L20 263H23V264H66V257H68L69 259L74 258L73 261L69 260L68 264H180V262H179L180 260L179 261H175V260H177V258H176L177 256L182 257L180 259L185 260L186 264H196L195 261L190 259V258L193 257V256L191 257V255H192L191 253L194 252V251H197V250L199 251L200 248L199 249L197 248V250H195L196 248H194L193 246L202 245V247L209 248V250L210 249L213 250V247L217 246L218 243H219L218 245H220L221 244L220 242H222V241L225 242V240H226L225 239V235L227 233L226 234L223 233V230H222L223 229V224L219 223V220H211L210 218L207 219V216H210L211 213H209L208 210L207 211L206 210L202 211V208H201L202 206L200 205L199 201L193 200L194 197L195 198L196 197H198V198L199 197H201V198L205 197L206 199H208L209 198L208 196H210V198L212 197V199H213V195H216L215 193H217L218 190L217 191L215 190L216 192H214L213 188L211 186V182L208 181V179H206L205 177H211V178L218 179V177L215 175V173L217 171L215 168H220L222 171L228 172V171H230V167L229 166L232 165V164L228 165V163L226 162L227 161L226 158H224L222 156L223 152L221 151V149H217L218 145H219L218 144L219 140L215 139V137H211V135H210L211 132L208 133V131H206V129H205L206 125L203 126V124L198 122V119H200V117H199V113L196 112L195 110H197L199 108L198 106L201 107V105L198 104V105H195V106L192 107V106H190L189 102H187L186 104L185 103H181V102L175 103V105L174 106L172 105V107L170 109L171 110L170 112H171V115H172V119H171L172 123L170 125V128L165 129L164 127L166 126V124H163V126H161L162 123L158 122V118L155 116V111H157L156 109H158V107H155L153 104H151L152 102L149 104L150 100L147 101L146 95H144L145 92L142 91L143 88L145 87V84H143V83L142 84L139 83L140 84L139 88H140V86H143V87L140 88V89H137L136 92L133 91L132 89H129L130 88L129 86L125 85V86H123V88L121 87V90L119 91V93H114L113 92L112 93L113 99H111L112 97L109 98L108 89L106 87V83L107 82H104L101 78H99L98 76H95L94 74H93L92 80H86L87 79V76H86V79L84 78L83 81H76V83L74 81V84H76L75 86H77V89H78V91L76 90L78 93L76 92L75 95H70V93L68 91H66V89L64 91H61V89L58 88V87H61L62 84L60 85V82L58 81L56 76L55 77ZM146 76H148V75H146ZM156 76H158V74ZM248 76H250V75H248ZM231 77L234 78V76H231ZM255 77L256 76H254V78ZM261 77H262V75H261ZM228 78H229V76H228ZM228 78L226 77V80ZM43 79L45 81V78H43ZM109 79H111V77H109ZM122 79H123V76H122ZM133 79H135V78H133ZM152 79H154V78H152ZM163 79H159V80H163ZM241 79H243V78H241ZM247 79H245V80H247ZM257 79H258V77H257ZM78 80H79V78H78ZM154 80H158V79H154ZM167 80H169V79H167ZM233 80H235V79H233ZM233 80L231 79L229 81H233ZM245 80H244V82H245ZM262 80L264 81V79H262ZM29 81H27V82L29 83ZM163 81H165V80H163ZM238 81H240V80H238ZM184 82H185V84H184ZM191 82H192V80H191ZM242 82L241 83H237L240 88L244 85V84L241 85ZM58 83H59L60 86L57 87ZM155 83H156V81H155ZM157 83H158V81H157ZM161 83H163V82H161ZM117 84H119V83H117ZM237 84L235 82V86ZM107 85H109V84H107ZM170 85H171V83H170ZM200 85H202V84H200ZM251 85L249 86L250 88H251ZM262 85L264 87V83ZM223 86H222V88L226 87V84H225L224 87ZM227 86H230V85L227 84ZM245 86H247V85H245ZM245 86H243V88ZM117 87H116V89H117ZM151 87H152V85H151ZM256 87H259V86H256ZM260 87H261V85H260ZM110 88H112V87H110ZM194 88H195V86H194ZM226 88H228V87H226ZM230 88H233V87H230ZM240 88H238V89H240ZM250 88H249V93L253 89V88L252 89H250ZM118 89H120V88H118ZM146 89L148 90V88H146ZM157 89H156V91H157ZM189 90H190V88H189ZM193 90H195V89H193ZM193 90H192V92H194ZM233 90H234L233 92L236 91L235 89H233ZM241 90H243V89H241ZM260 90H262V87H261ZM137 91H139V92H137ZM257 91H258V89H257ZM66 92H68V94ZM70 92H72V91H70ZM116 92H118V90ZM233 92H232V94H233ZM238 92L239 93H242V92L244 93V91H242V92L238 91ZM245 92H247L246 91V87H245ZM243 93H242V95H244ZM257 93H259V92H257ZM149 94H150V92H149ZM169 94H170V92H169ZM229 94H230V90L228 92V95ZM153 95H154V93H153ZM167 95H168V93H167ZM186 95H185V97H186ZM228 95H226V98H228L227 97ZM251 95H252V92H251ZM251 95H248V98ZM260 95H261V93H260ZM149 96H151V95H149ZM230 96H231V94H230ZM236 96H240V95H236ZM244 96H246V93H245ZM54 97H53V99H55ZM199 97H201V96H199ZM241 97H239L238 99H240ZM261 97L262 96H260L259 98H261ZM235 98L237 99V97H235ZM48 99H50V101ZM238 99H237V101H239ZM241 99L243 100V98H241ZM176 100H177V98H176ZM262 100H264V98ZM262 100H259V103ZM47 101H49V104H47ZM63 101H65V100H63ZM156 102L157 101H155V103ZM174 102H175V100H174ZM58 103H60V102H58ZM158 104H159V102H158ZM163 104L164 103H162V105ZM105 105L108 106L107 104H105ZM245 105H243V103H242V105H240V106H245ZM236 106H237V104H236ZM237 108H238V106H237ZM106 109H107V107L106 108L104 107V110H106ZM187 109H189L190 111H187ZM257 109H258V107H257ZM260 109L261 108H259V110ZM60 110L61 109H59V111ZM109 110H110V108H109ZM261 110H264V109H261ZM66 111H68V110H66ZM100 111H102V110H100ZM235 111H236V109H235ZM244 111H245V109H244ZM157 112H159V110ZM238 112H239V109H238ZM57 113L59 115H57ZM252 113H254V112H252ZM56 115H57V117H56ZM247 115L249 116V114H247ZM67 116H69V115H67ZM166 116H167V113H166ZM250 116H251V114H250ZM254 117L255 116H253V119L255 121L256 118H258V117H256V118H254ZM68 118L69 117H67L66 119H68ZM253 119H252V121H253ZM105 120L106 119H104L103 121H105ZM246 120L248 121V119H246ZM53 121H52V123H53ZM66 121H69V123H70V120H65V122ZM201 121H202V119H201ZM249 121H250V118H249ZM71 122H73V121H71ZM165 122H166V120H165ZM62 123H64V122H62ZM65 124H68V122L65 123ZM72 124H74V123H72ZM75 124H77V123H75ZM245 124H248V123H245ZM247 126H249V125H247ZM55 127H56V125H55ZM207 128L209 129V126H207ZM50 129L51 128H49V131H50ZM58 129L57 130L55 129V130L58 131ZM73 129L76 130L75 128H73ZM86 129H90L91 130V128H86ZM247 129H250V127L247 128ZM220 130H221V128H220ZM224 130H225V127L223 128V131ZM52 131H53V129H52ZM99 132H100V130H99ZM252 132H251V134H252ZM57 133H55L54 136H56ZM63 133H65V132H63ZM231 133H233V132H231ZM60 134L62 135V132ZM81 134H82V137H81ZM247 134H246V136H247ZM76 135H74V137ZM83 135H84V137H83ZM234 135H236V132H235ZM237 135H239V133H237ZM54 136H52V138ZM203 136L204 137L205 136L208 137V141L205 140L206 141L205 145L200 144V141H201ZM65 137H66V135H65ZM47 138H51V137L47 136ZM171 138H173L174 141ZM251 138L253 139L252 136H251ZM35 139H36V137H35ZM66 139H67V137H66ZM105 139H108V138H105ZM234 139H235V136H234ZM245 139H246V137H245ZM256 139H258V138H256ZM74 140L72 141V143H74ZM239 140H240V138H239ZM100 141H102V140H100ZM104 141L105 140H103V142ZM226 141H227V139H226ZM257 141H259V144H261L260 143L261 140H257ZM237 142H239V141H237ZM240 142H242V140ZM247 144H248V142H247ZM263 144H264V142H263ZM80 146H82V145H80ZM256 146H258V145H256ZM242 147H243V145H242ZM246 147H248V146H246ZM55 148L57 149V147H55ZM230 148H231V146H230ZM222 150H224V149H222ZM238 150H239V148H238ZM41 153L44 154V152H42V151H41ZM232 162H233V160H232ZM170 166H174L175 168H172V170H170V168H169ZM235 166H236V162H235ZM177 168H180V169H177ZM209 170H212V172H209ZM160 171H163V170L160 169ZM187 171L190 172V173H188ZM251 171H253V170L251 169ZM240 172H242V171H240ZM243 172H245V171H243ZM194 173L197 174V175H195ZM149 174H151V173H149ZM245 175L247 176L248 174L246 173ZM155 176L157 178L156 174H155ZM232 177H234V176H232ZM250 179H252V178H250ZM242 180H243V178H242ZM236 181H238V180H236ZM151 182H153V181H151ZM241 183H243V182H241ZM253 185H254V183H253ZM223 187H225V185H223ZM229 187H230V185H229ZM226 188H227V186H226ZM235 188H236V186H235ZM218 189H220V188H218ZM224 190H226V189H224ZM238 194H241V193H238ZM238 194H236V195H238ZM242 194H243V192H242ZM187 196H189L190 198L187 197ZM231 197H233V196H230V198ZM243 197H245V196L243 195ZM220 199H221V197H220ZM215 200H213V201H215ZM230 200H233V199H230ZM230 200H229V202H230ZM203 201H205V200H203ZM213 201H209V204L210 203L213 204ZM226 205H227V203H226ZM230 205H231V202H230ZM232 205H236V204H232ZM257 205H259V204H257ZM223 206H225V205H223ZM232 207H234V206H232ZM9 209L14 211L15 215L12 214V213H7V210H9ZM236 209L232 208V210H234V211ZM211 211H214V210L212 209ZM217 212L218 211H216V213ZM222 212H224V210ZM238 212H240V211H238ZM234 214H232V215H234ZM212 216H213V214H212ZM253 216H254V214H253ZM217 218H218V216H217ZM223 218H225V217H223ZM238 218H239V216H238ZM243 220H244V218H243ZM13 221H15V223ZM220 221H221V219H220ZM246 221H248V220H246ZM101 222H103L104 224H105V222H109L108 224L103 225V231H105V234H102V235H101V232H100V230L102 228V223ZM228 223L229 222H227V224ZM90 224H92L94 226L92 228H89ZM231 224H232V222H231ZM229 226H231V225H229ZM82 229H85L86 232L84 233V230H82ZM254 230L256 231V229H254ZM72 231L73 232L75 231V233L80 232L81 235H79V237L77 238L76 236L73 235ZM229 231H231V230H229ZM244 231L246 232V230H244ZM96 232H97V234H95ZM239 233H241V231ZM243 233H241V235ZM93 234H94V237L93 238H89ZM88 235H90V236H88ZM230 236H232V234ZM79 238L82 239L81 243L80 242L77 243ZM231 239H232V237H231ZM251 240L249 242H251ZM239 241H241V240L238 239L237 242L240 243ZM241 242H243V241H241ZM234 243H232V244H234ZM219 247L221 248V246H219ZM225 247H227V246H225ZM191 248L192 249L194 248V251H192ZM229 248H232V247H229ZM215 249H216V247H215ZM233 249H234V247H233ZM212 250H210V251H212ZM222 250H224L223 253H225V251H227V252L229 251L227 249L225 250V248L222 249ZM222 250H220V251H222ZM201 252H202V250H201ZM213 252H214V250H213ZM232 252H234V251H232ZM232 252L229 251L228 255H229V253H232ZM217 253L220 254L221 252L220 253L216 252V254ZM234 254H235V252H234ZM198 255L201 256V254H199V252H198ZM223 255H221V256H223ZM228 255H227V257H228ZM239 255H240V253H239ZM210 256H212V255H210ZM214 256H216V255H214ZM241 256H243V255H241ZM185 257H187L189 260L185 259ZM237 257H238V253H237ZM202 258H203V256H202ZM221 259L222 258H220V260ZM230 259H232V256L229 258V260ZM204 260H207V258H204ZM230 262H229V264H230ZM237 262H238V260H237ZM235 264H236V262H235ZM238 264H240V263H238Z\"/></svg>","mask_w":264,"mask_h":264}]
</instances>
